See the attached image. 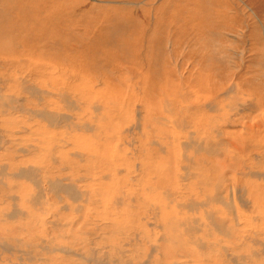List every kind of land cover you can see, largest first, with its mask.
Listing matches in <instances>:
<instances>
[{
    "label": "rangeland",
    "instance_id": "rangeland-1",
    "mask_svg": "<svg viewBox=\"0 0 264 264\" xmlns=\"http://www.w3.org/2000/svg\"><path fill=\"white\" fill-rule=\"evenodd\" d=\"M263 118L264 0H0V264H264L263 243L230 251L200 225L189 244L175 209L136 197L207 200L223 181L213 145L240 163L220 215L264 241V178L248 175H264V125L244 126ZM22 167L38 177L12 178ZM49 179L83 198L24 192Z\"/></svg>",
    "mask_w": 264,
    "mask_h": 264
},
{
    "label": "bare ground",
    "instance_id": "bare-ground-1",
    "mask_svg": "<svg viewBox=\"0 0 264 264\" xmlns=\"http://www.w3.org/2000/svg\"><path fill=\"white\" fill-rule=\"evenodd\" d=\"M48 85H51L52 87L54 86V84H52V83H48ZM20 86V85H19ZM23 86V88L24 89H26V90H29L32 94H34V95H36V94H38V92H41V90L40 91H37L36 90V88L37 87H35L34 86V84L32 83V82H28V80H25V82H24V84L22 85ZM37 86V85H36ZM38 89V88H37ZM42 89V88H41ZM43 92H46L48 95L50 94V93H52V91L49 89V90H44ZM63 93H60V96L61 97H63V95H62ZM39 95V94H38ZM51 95V94H50ZM65 96V95H64ZM65 98H63L62 100H64ZM50 117V116H49ZM48 117V118H49ZM53 119V118H52ZM48 122H49V119H46ZM50 121H51V119H50ZM50 123V122H49ZM259 123V122H258ZM262 125H264V118H263V120L261 121V124L259 123V124H255V125H253V123L252 124H244V126H246L248 129H250L251 130V132L253 131L254 133H255V129H256V127H262ZM220 131V130H219ZM42 134V133H41ZM43 135V134H42ZM39 137H42V136H39ZM30 139V138H29ZM41 139V138H40ZM56 138H55V136H51V137H47L46 139L44 138V139H41L40 140V146H38L37 145V147H40V148H46V149H49V147L50 146H52L53 144H54V142L55 143H58L59 142V140L57 139L56 141ZM235 142H232V140L230 141H228L229 142V144H228V146H229V148H230V153H232V152H234V153H236L235 151L237 150H239V149H241L242 148V143L240 144V143H237L236 142V140H234ZM188 145H190V144H188ZM198 145V147L199 148H201V145L198 143L197 144ZM57 146V145H56ZM205 146V145H204ZM227 146V145H226ZM33 147V146H32ZM58 147H60V146H58ZM195 147V146H194ZM207 147H209V149L208 150H210L211 148H212V150H213V152H211V151H208V150H206L207 152H210V153H214V155L216 154L217 156H219V157H222L221 158V160L219 159L217 162L219 163V164H221L222 165V170H223V176L221 177L222 179H223V181L224 180H226L225 178H224V173H225V167H227V166H236L237 164H240L237 160L235 161V162H233V163H231V162H229V164H228V160H229V158L227 159V156L226 155H222L220 152H218V151H216L215 150V148H214V146L213 145H209V146H207ZM241 147V148H240ZM0 148H2V146L0 145ZM197 148V147H196ZM244 148V147H243ZM45 149V150H46ZM60 149V148H59ZM202 149V148H201ZM228 149V148H227ZM24 151H26V150H24ZM60 151V150H59ZM61 152V151H60ZM228 152H229V150H228ZM34 153V152H33ZM38 153V152H37ZM56 153V152H55ZM46 154H48V152L46 153ZM52 154V153H51ZM91 154V153H90ZM93 154V153H92ZM92 154H91V156H92ZM49 155H50V153H49ZM95 155V154H94ZM94 155H93V157H94ZM231 155V154H230ZM67 155L65 154V157H66ZM51 157V156H50ZM64 157V158H65ZM68 157V156H67ZM230 157V156H229ZM61 158H63V156H61ZM84 159V158H83ZM117 159V158H116ZM54 160V159H53ZM52 160V161H53ZM68 160V159H67ZM231 160V159H230ZM63 165V164H62ZM122 165V164H121ZM238 167V166H237ZM23 168V167H22ZM83 169V168H82ZM230 169V168H229ZM117 173V172H116ZM227 173V172H226ZM114 174V173H113ZM251 174V176H253V177H255V178H259L260 180H262L264 177V175L262 176V174L261 173H254V172H251V173H249L248 175H250ZM0 175H2V172H0ZM116 175V174H115ZM12 176V178H27L28 179V177H33V178H35L36 179V177H38L37 176V173H36V171L34 172V169L32 170V169H27V168H23V169H21L19 172H15V174H12L11 175ZM184 177V176H183ZM100 181V180H99ZM104 181V180H103ZM222 180H219V182L218 183H216L215 184V186H213V193L211 194V195H208L209 197L208 198H206L207 200H205V201H203V202H195V201H192V199H191V201H186V202H181L179 199L178 200H176V201H174L173 202V204H172V206H169L168 207V205H166V204H164V203H158V204H156V203H149V202H147V200H146V198L147 199H150V197L151 196H149L148 195V193L146 192V191H144V192H142V194H139V195H137L136 197H137V200H138V202L142 199V200H144V202H142V203H140V205L142 206L143 205V212L144 211H150V209H151V213L150 214H154L155 213V211L157 212V211H160L162 208H163V211H165L166 213H165V215H167V209L168 208H170L171 209V213L173 212V210L175 209L176 210V213H178L179 215V219H177V220H175L176 221V223H179L180 225H178V227L180 228V230H179V232L181 231V233L179 234L181 237H184L186 240H187V242L189 243V244H192V245H197V246H203L202 245V241H200V238H196V239H194L193 240V238H192V235H191V232L193 231V233L194 232H196V228H198L200 225L202 226H205L206 228H208L209 226H210V228L211 229H213L214 227L216 228V229H218L222 234H224V236H226L227 238H233L232 239V242L229 244V245H226V248H227V250H234V251H241V250H243V248H242V246H243V240H245V239H249L250 241H253L254 242V244H257V243H263L264 244V241L263 240H259L258 241V239H254V237L253 236H250V235H248V234H244V232L240 229V227L239 228H235V227H238L237 225H235V224H231L230 222H229V224H228V222L227 221H225L224 220V218L222 217V215L224 214V213H226V210H227V208H230V202H227V203H225L226 202V200L224 199V197H223V190H224V187H223V185H224V183H222L223 182ZM34 184H33V186L31 185H27L26 186V188H25V191H24V189H22L27 195L29 194L28 192H29V190L31 191V189H32V187H34L35 188V190L37 191V193L38 194H36V199H38V198H40V197H43V196H45L46 194L48 195V194H53L54 196H55V194L56 195H58L57 193H59V192H64V193H68L69 194V189L71 188V193L72 192H74V194L72 195L75 199H80V198H83L82 196L84 195H81L82 193H80V191L78 190V189H76L72 184H68L69 186H64V185H67V184H64L63 182L61 183V180H52V179H49V183L47 184H45V185H41L40 183H37L35 180H34ZM40 182V181H39ZM46 182V181H45ZM106 183V182H105ZM257 183V182H256ZM102 184V183H101ZM226 184V183H225ZM30 187V188H29ZM262 187V186H261ZM234 189L235 188H233V190H231L232 192V195L230 194V191H229V194L234 198L235 196H234ZM21 189H20V191H22ZM99 190V189H98ZM182 190V189H181ZM181 190H179L180 192H181ZM228 190V189H227ZM177 191H178V189H177ZM183 191V190H182ZM32 193V192H31ZM84 193V192H83ZM179 193V192H178ZM187 193V192H186ZM210 193V192H209ZM21 194V193H20ZM174 194V193H173ZM225 194V193H224ZM236 194V193H235ZM249 194V193H248ZM70 195V194H69ZM179 195V194H178ZM184 195V194H183ZM190 195V194H189ZM26 196V195H25ZM29 196V195H28ZM135 196V195H134ZM145 196V197H144ZM175 196V195H174ZM194 196V195H193ZM192 196V197H193ZM47 197V196H46ZM51 197V196H50ZM143 197V198H142ZM179 197V196H178ZM188 197V196H187ZM23 198V197H22ZM26 198H27V196H26ZM29 198V197H28ZM34 198V197H33ZM141 198V199H140ZM153 198V197H152ZM176 198V197H175ZM194 198H195V196H194ZM2 199V194L0 195V200ZM24 199V198H23ZM168 199V198H167ZM186 199V198H185ZM25 200V199H24ZM47 200H48V198H47ZM171 200V199H170ZM27 201V200H26ZM184 201V200H183ZM199 201V200H198ZM33 202V201H32ZM31 202V203H32ZM35 204V203H34ZM220 204V205H219ZM221 204H222V206H221ZM227 204V205H226ZM219 205V206H218ZM138 206H139V204H138ZM173 207V208H172ZM197 209H199V211H200V213H201V215H204L205 214V218H203V217H199V218H201L202 220L201 221H197V220H194L193 219V215L198 211ZM198 211V212H199ZM169 212V211H168ZM158 213V212H157ZM144 214V213H143ZM197 214V213H196ZM220 214H222V215H220ZM145 215H147L146 213H145ZM172 215V214H171ZM171 215H170V217H168V219H173L172 217H171ZM175 215V214H174ZM195 216V215H194ZM228 218V217H227ZM239 224H240V222H239ZM241 225V224H240ZM235 226V227H234ZM235 228V234H234V237H233V231H232V229H234ZM245 230V229H244ZM209 231V230H208ZM264 234V231L263 232H260L259 234H258V236L260 237L261 235H263ZM194 235V234H193ZM213 235V234H212ZM216 236V235H215ZM198 237V236H197ZM258 241V242H257ZM185 242V241H184ZM187 242H185V244H183L182 245V247H186V245H187ZM242 243V244H241ZM204 245H208L209 247L211 246V248H212V250H215V249H217V248H219V247H225V246H223L224 244H222V242H221V240H219V239H217V238H214V240H212V242L211 243H208V244H204ZM242 245V246H241ZM264 246V245H263ZM229 247V248H228ZM264 248V247H263ZM219 250V249H218ZM251 251V250H250ZM225 252V251H224ZM217 253V252H216ZM227 253V252H226ZM225 255H227V254H225ZM234 255V254H233ZM253 255V254H252ZM256 255V254H255ZM254 255V256H255ZM236 261H238V260H236Z\"/></svg>",
    "mask_w": 264,
    "mask_h": 264
}]
</instances>
